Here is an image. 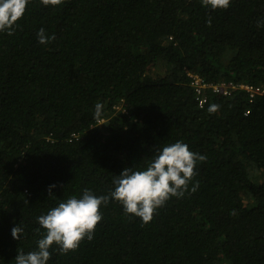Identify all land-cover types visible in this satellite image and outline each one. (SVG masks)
<instances>
[{"label": "trees", "instance_id": "1", "mask_svg": "<svg viewBox=\"0 0 264 264\" xmlns=\"http://www.w3.org/2000/svg\"><path fill=\"white\" fill-rule=\"evenodd\" d=\"M188 72L264 86V0H28L0 32V264L36 249L39 215L177 140L206 157L182 197L148 223L110 200L48 264H264V94L206 88L201 107Z\"/></svg>", "mask_w": 264, "mask_h": 264}, {"label": "clouds", "instance_id": "2", "mask_svg": "<svg viewBox=\"0 0 264 264\" xmlns=\"http://www.w3.org/2000/svg\"><path fill=\"white\" fill-rule=\"evenodd\" d=\"M47 3L48 0H43ZM212 8L227 7L230 0H205ZM28 0H0V32L11 34L15 23L24 15ZM40 43L49 39L41 28L37 34ZM218 105L209 106L215 111ZM117 109H120L118 106ZM94 119L103 116V104L94 105ZM104 119L101 120V122ZM202 154L190 150L183 141L165 144L145 168H124L113 178L114 187L105 195H96L90 189H84L79 196L72 195L58 202L54 207L39 215L36 220L44 234L37 241V247L27 253L18 251L15 264H48L50 249L55 244L63 253L79 247L87 238L93 239L96 226L102 220V205L110 200L119 201L126 214H132L148 223L155 211L171 196L182 197L188 182L194 176L197 160H204ZM55 185L50 186L51 188ZM195 190V187L192 189ZM20 225L11 229L14 239H19Z\"/></svg>", "mask_w": 264, "mask_h": 264}, {"label": "built area", "instance_id": "3", "mask_svg": "<svg viewBox=\"0 0 264 264\" xmlns=\"http://www.w3.org/2000/svg\"><path fill=\"white\" fill-rule=\"evenodd\" d=\"M190 76V84L196 91V99L199 106H204L208 101V97L204 92V89L211 88L213 92L220 93L222 95H230L234 89L243 88L250 93L251 100H254L257 95L264 94V86L262 85H253L248 83H236L233 81L220 80L217 82H207L204 77L200 74L188 72ZM250 110L246 111V114H249Z\"/></svg>", "mask_w": 264, "mask_h": 264}, {"label": "rangeland", "instance_id": "4", "mask_svg": "<svg viewBox=\"0 0 264 264\" xmlns=\"http://www.w3.org/2000/svg\"><path fill=\"white\" fill-rule=\"evenodd\" d=\"M119 106H120V105H119ZM117 110H118V109H117ZM102 122H103V121H102ZM256 172H257V173H259V171H258V170H257V171H253V173H254V174H256Z\"/></svg>", "mask_w": 264, "mask_h": 264}]
</instances>
